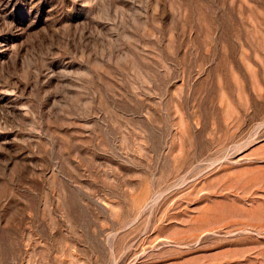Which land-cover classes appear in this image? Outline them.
<instances>
[{"label": "rangeland", "instance_id": "obj_1", "mask_svg": "<svg viewBox=\"0 0 264 264\" xmlns=\"http://www.w3.org/2000/svg\"><path fill=\"white\" fill-rule=\"evenodd\" d=\"M0 264H264V0H0Z\"/></svg>", "mask_w": 264, "mask_h": 264}]
</instances>
